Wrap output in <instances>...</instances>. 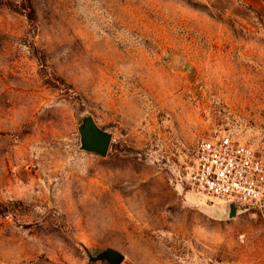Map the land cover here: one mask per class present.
I'll return each instance as SVG.
<instances>
[{
    "label": "rangeland",
    "instance_id": "obj_1",
    "mask_svg": "<svg viewBox=\"0 0 264 264\" xmlns=\"http://www.w3.org/2000/svg\"><path fill=\"white\" fill-rule=\"evenodd\" d=\"M222 135L264 157V21L240 0H0V264H264V204L190 181Z\"/></svg>",
    "mask_w": 264,
    "mask_h": 264
},
{
    "label": "built area",
    "instance_id": "obj_2",
    "mask_svg": "<svg viewBox=\"0 0 264 264\" xmlns=\"http://www.w3.org/2000/svg\"><path fill=\"white\" fill-rule=\"evenodd\" d=\"M190 174L201 194L235 206L264 204V157L230 135L203 139Z\"/></svg>",
    "mask_w": 264,
    "mask_h": 264
},
{
    "label": "water",
    "instance_id": "obj_3",
    "mask_svg": "<svg viewBox=\"0 0 264 264\" xmlns=\"http://www.w3.org/2000/svg\"><path fill=\"white\" fill-rule=\"evenodd\" d=\"M82 140L87 150L105 155L109 148L111 135L98 128L93 122H90L82 129ZM230 207L232 212H234L235 205L230 204ZM92 258L94 260L108 259L113 263L119 264L123 260L124 255L116 249L109 248L97 257Z\"/></svg>",
    "mask_w": 264,
    "mask_h": 264
},
{
    "label": "crops",
    "instance_id": "obj_4",
    "mask_svg": "<svg viewBox=\"0 0 264 264\" xmlns=\"http://www.w3.org/2000/svg\"><path fill=\"white\" fill-rule=\"evenodd\" d=\"M245 6L255 10L264 21V0H240Z\"/></svg>",
    "mask_w": 264,
    "mask_h": 264
}]
</instances>
